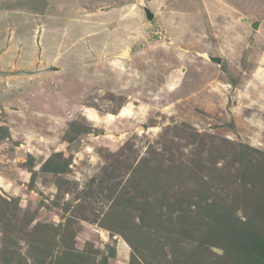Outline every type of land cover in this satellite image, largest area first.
I'll return each instance as SVG.
<instances>
[{
    "label": "rangeland",
    "instance_id": "obj_1",
    "mask_svg": "<svg viewBox=\"0 0 264 264\" xmlns=\"http://www.w3.org/2000/svg\"><path fill=\"white\" fill-rule=\"evenodd\" d=\"M155 1L0 0V264H264V0Z\"/></svg>",
    "mask_w": 264,
    "mask_h": 264
},
{
    "label": "water",
    "instance_id": "obj_2",
    "mask_svg": "<svg viewBox=\"0 0 264 264\" xmlns=\"http://www.w3.org/2000/svg\"><path fill=\"white\" fill-rule=\"evenodd\" d=\"M141 7L144 11V14L146 16V19L149 21V22H152L155 15L154 13L150 10V8L145 5L143 2L141 3ZM258 26L259 24L257 22L253 23L252 24V28L253 29H258ZM201 56H203L205 59H207L209 62L211 63H214L216 65H219L221 66L223 64V59L222 57H216V56H211L209 54H206V53H203Z\"/></svg>",
    "mask_w": 264,
    "mask_h": 264
},
{
    "label": "crops",
    "instance_id": "obj_3",
    "mask_svg": "<svg viewBox=\"0 0 264 264\" xmlns=\"http://www.w3.org/2000/svg\"><path fill=\"white\" fill-rule=\"evenodd\" d=\"M163 4V3H162ZM153 5L155 6V7H158V0H156L154 3H153ZM166 9V8H165ZM155 16H156V18H157V22H158V10H157V12H155ZM155 44H157L158 45V41L156 42V43H154L153 45H155Z\"/></svg>",
    "mask_w": 264,
    "mask_h": 264
},
{
    "label": "bare ground",
    "instance_id": "obj_4",
    "mask_svg": "<svg viewBox=\"0 0 264 264\" xmlns=\"http://www.w3.org/2000/svg\"><path fill=\"white\" fill-rule=\"evenodd\" d=\"M128 54L126 53L125 55H123V57L127 56Z\"/></svg>",
    "mask_w": 264,
    "mask_h": 264
}]
</instances>
